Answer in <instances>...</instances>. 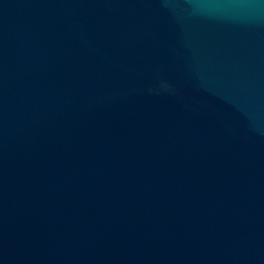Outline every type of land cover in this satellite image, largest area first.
<instances>
[{
	"label": "water",
	"instance_id": "95a60500",
	"mask_svg": "<svg viewBox=\"0 0 264 264\" xmlns=\"http://www.w3.org/2000/svg\"><path fill=\"white\" fill-rule=\"evenodd\" d=\"M0 264H264V0H0Z\"/></svg>",
	"mask_w": 264,
	"mask_h": 264
}]
</instances>
